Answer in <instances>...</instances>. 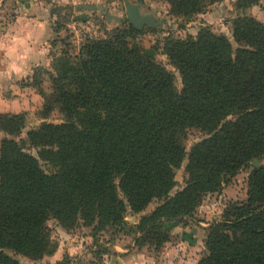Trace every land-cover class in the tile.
<instances>
[{"label":"trees","instance_id":"trees-1","mask_svg":"<svg viewBox=\"0 0 264 264\" xmlns=\"http://www.w3.org/2000/svg\"><path fill=\"white\" fill-rule=\"evenodd\" d=\"M160 1L185 22L222 2ZM139 34L125 21L77 52L66 34L50 51V69H34L30 86L43 98L44 114L57 109L63 122L27 132L37 157L14 139L0 142V264H19L6 251L32 260L53 254L49 219L65 229L82 222L96 233L131 232L127 210L139 214L154 202L132 228L137 249L159 250L168 240L166 221L197 228L193 216L203 198L243 168H250L247 199L231 202L203 229L206 254L197 264H264V24L235 18V47L207 27L185 39L168 35L162 52L179 74V90L171 72L132 46ZM43 75L51 83L47 95ZM23 116L0 113V131L18 137ZM191 129L204 138L187 153L184 185L173 194Z\"/></svg>","mask_w":264,"mask_h":264},{"label":"rangeland","instance_id":"rangeland-1","mask_svg":"<svg viewBox=\"0 0 264 264\" xmlns=\"http://www.w3.org/2000/svg\"><path fill=\"white\" fill-rule=\"evenodd\" d=\"M115 7L113 5L106 9V11L114 16L122 18L120 22L114 20L105 21L103 15L99 11L85 9L83 13L74 8V4H69V8L61 11V5L53 3V14L61 12L65 13V18L68 22L72 20L76 22L82 21L85 16L89 15L87 21L97 28L96 38H103L107 31L113 29H120L124 27L126 17L125 8L123 6L124 0H116ZM239 0H222L207 7V9L190 21H183L168 15L169 6L160 0H141L140 6L142 10L141 15L150 17V20L155 21L151 26L144 24L140 34L136 37L132 46L137 45L142 51L154 58V60L162 64L169 72L174 75L175 87L179 90L181 88V79L178 72L171 67L165 55H163L162 48L164 39L171 35L175 38L185 39L186 37L195 36L201 28L207 27L213 33L224 35L235 47L232 38V23L238 16L252 17L255 20L264 24V0H259L246 8L237 6ZM71 2V0H67ZM60 3V2H59ZM66 5V2H63ZM76 3V0H75ZM117 4V5H116ZM92 5H95L92 3ZM69 14L67 15V13ZM77 12H81L78 13ZM78 16H82L78 19ZM62 20V19H61ZM67 19H63V21ZM80 20V21H79ZM120 23V24H119ZM73 31V30H72ZM84 42L79 44L82 45ZM76 46V45H74ZM43 82L41 89L45 95L51 92V83L47 75H43ZM35 94H38L37 88H32ZM32 92V91H31ZM39 95V94H38ZM29 104L27 107H21V111L15 114H23L24 128L18 137L5 135L0 131V142L4 138L14 139L25 153H29L37 157V150L30 147L27 141V132L36 129L42 123L58 124L63 122V116L56 109L48 115L43 111V98H36L33 93H29ZM6 108V107H5ZM18 104L12 106V110H19ZM24 109V110H22ZM5 110H9L6 108ZM1 113V112H0ZM204 138L203 134L197 130H188L183 139V145L186 151V157L181 163V166L175 170V186L171 193H175L184 185L186 178L185 168L187 164V153L199 141ZM253 165H258V161L252 162ZM40 165L44 170H50L48 165L40 161ZM250 168H243L235 176L224 181L217 192L207 194L201 204L196 208L194 219L198 220L199 224H195L197 228L186 229L182 224L166 221L165 226L168 229V240L163 244L159 250H154L153 246H147L137 249L134 245V240L138 237L134 225H136L141 217L146 216L155 209L157 203H151L143 212L139 214H132L127 210L125 221L127 229L131 232L120 231L113 232L112 230L96 233L93 226H83L79 222L77 226L72 229H65L61 227L54 219H49L46 226L49 232V238L55 245L53 254L46 255L42 259L32 260L22 255L14 254L6 251V254L15 259L19 264H63L67 260L68 264H197L199 260L206 254L205 246V231L213 223L219 222L224 210L231 202H245L247 199V177ZM190 223L192 219L188 220ZM125 253L123 255L119 253ZM116 256H113V254Z\"/></svg>","mask_w":264,"mask_h":264},{"label":"crops","instance_id":"crops-1","mask_svg":"<svg viewBox=\"0 0 264 264\" xmlns=\"http://www.w3.org/2000/svg\"><path fill=\"white\" fill-rule=\"evenodd\" d=\"M140 1L124 0V4L125 2L139 4ZM55 2L62 6L61 11L68 9L69 4H74V8L80 10L83 5L92 6V3L100 4L105 9L112 5L115 7V3H117L116 0H76V3L75 0H71V2H67V0H0L1 113H17L21 111V107H27L29 93H33L36 98L40 99V96L35 94L30 86L31 77L36 68L50 69V51L56 52L59 49L58 39L67 34L72 51L77 52L81 47L74 42L72 31L73 23L76 22L72 20H77V18L68 22L72 13H67V15L69 14L68 18L64 17L65 13L63 15L61 12L53 14L52 4ZM63 2H66V5ZM85 10L82 12L84 13ZM140 11H143L142 6L139 8ZM89 16L90 14L79 21L86 22ZM81 17L78 16V19ZM63 19H67V21H63ZM57 25L63 26L58 32H56ZM16 104L20 106V109L12 110V106ZM5 107L9 110H5Z\"/></svg>","mask_w":264,"mask_h":264},{"label":"water","instance_id":"water-1","mask_svg":"<svg viewBox=\"0 0 264 264\" xmlns=\"http://www.w3.org/2000/svg\"><path fill=\"white\" fill-rule=\"evenodd\" d=\"M86 10H96L103 15L105 21H111L114 20L115 22H120L122 18H119L117 16L109 14L106 9L101 6L100 4L97 5H83L82 6ZM125 8V17L128 24H130L134 29L140 30L144 24L153 25V21L150 20V17L141 15L139 12L140 5L125 2L124 4Z\"/></svg>","mask_w":264,"mask_h":264},{"label":"built area","instance_id":"built-area-1","mask_svg":"<svg viewBox=\"0 0 264 264\" xmlns=\"http://www.w3.org/2000/svg\"><path fill=\"white\" fill-rule=\"evenodd\" d=\"M97 28H95L90 21L74 22L73 23V37L74 42L78 45L87 39H92L97 35Z\"/></svg>","mask_w":264,"mask_h":264}]
</instances>
